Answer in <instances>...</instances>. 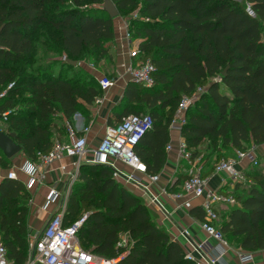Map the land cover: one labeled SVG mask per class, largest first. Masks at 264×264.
<instances>
[{
  "label": "trees",
  "instance_id": "obj_1",
  "mask_svg": "<svg viewBox=\"0 0 264 264\" xmlns=\"http://www.w3.org/2000/svg\"><path fill=\"white\" fill-rule=\"evenodd\" d=\"M103 1L0 0V122L30 161L62 142L66 122L77 111L86 113L102 94L98 78L77 66L81 60L97 67L112 59L113 18ZM112 2L131 38L140 40L137 60H150L155 68L152 86L127 83L107 120L151 116L152 127L135 147L146 174L157 175L165 164L169 124L183 96L198 94L186 111L181 137L191 159L206 140L202 167L216 155L215 165L227 159L225 151L264 144V0ZM253 165L243 172L247 186L234 187L237 204L217 225L228 242L249 250L264 248V169ZM11 167V158L0 150V168ZM113 173L105 164L80 165L63 225L83 218L80 244L111 264H194L155 223L142 198ZM29 201L21 180L0 179V243L14 264H24L28 256ZM192 214L203 217L200 208Z\"/></svg>",
  "mask_w": 264,
  "mask_h": 264
},
{
  "label": "crops",
  "instance_id": "obj_2",
  "mask_svg": "<svg viewBox=\"0 0 264 264\" xmlns=\"http://www.w3.org/2000/svg\"><path fill=\"white\" fill-rule=\"evenodd\" d=\"M113 29L114 39L110 46L111 61L106 62L103 60L94 69L86 68L96 78L112 75L115 83L104 92V98L100 104L95 105L92 103L91 105H87L85 107L86 113L83 111L76 112L81 114L84 121L78 120V116L74 117L75 113L70 120L76 133L86 137L89 150L97 146L103 133V127L107 124L110 112L122 100L125 87L131 81L127 69L130 62L136 60V58L129 57V50L138 49L140 43L138 38H126V32L128 31L127 21L120 15L113 18ZM85 126L88 127V130L82 131ZM169 135L170 139L167 144H170L171 149L168 150L165 147L166 161L157 174V181H151L149 175L145 172H134L137 176L136 182H127L122 179L116 180L122 183L131 193L142 198L146 207L154 214L155 223L162 227L172 240L177 241L185 253L189 252L194 257H198L200 252L196 250V245L201 241H206L205 243L210 247L209 254L217 255L220 248L218 242L205 234L200 224L201 219L192 214L194 208L201 209L203 198H195L185 194L176 197V194L181 191L180 186L183 180L188 178L198 167H200L202 177L207 181V187L221 194L230 193L233 195L235 185L241 183V180L232 182L226 174L217 173L214 170L207 173L213 166V163L202 167L203 158L208 152L206 140L200 144L197 157L188 161L182 158L179 152V143L180 139H182L181 134L169 131ZM60 138L62 142H67L68 134H66V137L61 136ZM250 148L247 152L252 151L253 156L257 153L264 154V144L252 145ZM91 157V153H88L86 160ZM11 161L12 167L10 170H13L17 176L16 178L24 184H27L30 179L28 174V167L30 165L38 166V171L41 173L39 175L40 182H36L28 188L30 201L26 221L28 229L27 240L29 245H32L34 237L42 230L50 214L55 209L53 205L49 208H44L49 191L51 188H55L60 192L64 190L69 174L74 170L76 157L64 154L61 158L54 160L50 165L46 166L40 160H28L22 152H19L11 158ZM84 163L88 162L83 161L82 164ZM250 164L248 158L239 161L238 168L242 176ZM115 166L124 173L132 172V169L119 162L115 163ZM5 171L0 168V179L6 176L7 171ZM242 180L245 181L244 177ZM178 181L179 184L175 185ZM233 205L226 204L221 206L218 225L226 218V216H223L224 209ZM183 230L188 232L187 235L182 233ZM229 244L224 255L219 258L218 264H264V248L249 250L239 247L233 241L229 242ZM240 253L243 255L250 253L251 258L244 260L241 258Z\"/></svg>",
  "mask_w": 264,
  "mask_h": 264
},
{
  "label": "built area",
  "instance_id": "obj_3",
  "mask_svg": "<svg viewBox=\"0 0 264 264\" xmlns=\"http://www.w3.org/2000/svg\"><path fill=\"white\" fill-rule=\"evenodd\" d=\"M128 25V24H127ZM126 38L130 39L129 32H126ZM138 49L129 50V57L136 58L134 62H130L127 69L131 81L150 87L154 84V66L150 60H137ZM89 69H94L93 64L86 65ZM102 94L98 96L93 104H100L104 98V92L114 85V79L101 76L98 78ZM198 97L195 94L192 97L183 96L178 102L175 114L170 121L169 131L181 134L182 126L186 122V111ZM8 112L4 113L6 115ZM78 116V120L84 121V118L79 113H75L74 117ZM153 120L148 114H129L121 121L113 124H105L103 133L97 146L91 150L87 147L86 137L78 135L70 122H66L68 141L55 142L52 150L46 155H40L38 160L42 164L48 166L54 160L61 158L64 154L71 157H76L74 170L69 174V178L63 191L51 188L44 208L54 206V210L50 214L46 224L42 230L34 237L33 243L28 250V256L24 264H111L112 260L105 256L96 253L90 249L84 248L79 241L78 231L82 225L83 218L75 221L69 226L63 225V213L66 207L67 199L70 194L73 184L76 182L79 175V167L82 162L92 164L109 165L113 170V176L116 179L124 181H137V176L134 172H145V167L139 156L135 153V147L144 136V134L152 127ZM85 126L82 131H87ZM166 149L170 150V144L166 145ZM179 152L182 158L190 161V152L187 150L183 139H180ZM88 153L92 157L86 160ZM238 158H227L220 160L214 168L217 173H224L232 181L243 179L238 168V163L244 158H248L250 163L256 164L253 152H237ZM121 163L132 169L131 173H124L116 168L115 163ZM31 171H28L29 181L25 186L31 187L36 182H40L38 166L30 165ZM8 178H16L13 170H9L6 174ZM150 180L155 182L158 180V175H149ZM181 191L176 194L180 197L183 194L190 195L195 198L202 197L201 209L203 217L200 221L201 227L205 234L216 240L219 245L217 255L209 254L206 241H201L196 245V250L200 252L198 257H194L189 252L185 253L187 259H190L194 264H218L219 258L224 255L226 248L230 245L223 233L217 227L220 219V208L223 205L236 204V200L232 194H221L218 191L207 187V181L200 173V167L186 178L181 186ZM183 234L187 235V231L183 230ZM242 259H250L251 254L245 255L240 253ZM0 264H14L8 258L5 246L0 243Z\"/></svg>",
  "mask_w": 264,
  "mask_h": 264
},
{
  "label": "water",
  "instance_id": "obj_4",
  "mask_svg": "<svg viewBox=\"0 0 264 264\" xmlns=\"http://www.w3.org/2000/svg\"><path fill=\"white\" fill-rule=\"evenodd\" d=\"M102 7L111 18L119 15V12L112 0H104ZM247 12L250 15H253L250 5L247 7ZM71 63L72 65H76V62L74 61ZM14 137L15 134L13 132L5 133L0 130V150L7 158H12L17 153L21 152V147L15 142Z\"/></svg>",
  "mask_w": 264,
  "mask_h": 264
},
{
  "label": "rangeland",
  "instance_id": "obj_5",
  "mask_svg": "<svg viewBox=\"0 0 264 264\" xmlns=\"http://www.w3.org/2000/svg\"><path fill=\"white\" fill-rule=\"evenodd\" d=\"M236 2H238V3H243V0H235ZM247 6V5H246ZM248 7V6H247ZM35 54H37L36 56H38V55H40V53H35ZM49 56H51V55H49ZM60 62H63V57L62 58H60ZM37 63V62H36ZM36 63H34V65L36 64ZM88 63L85 61V60H81L80 62H79V64H78V68H85L86 69V65H87ZM55 72H57V68H55ZM73 74V70L72 71H68V73H67V75L68 76H70V75H72ZM5 128H6V125L4 124V123H2V122H0V130H2V131H4L5 133H7L6 131H5ZM251 148H250V146H246V148H245V152H247V151H249ZM225 157H228V158H238V155H237V153L236 152H229V151H225ZM217 156L218 155H216V157H214V158H212L211 159V163H213V165L215 166V161L217 160ZM254 160L257 162L256 163V165H253V167L254 168H256V167H258V168H261V169H264V154L262 155L261 153H257L255 156H254ZM210 163V162H209ZM6 172V171H5ZM236 182H238V181H236ZM122 184V183H121ZM241 184L243 185V186H247V182L246 181H243V180H241ZM224 213H223V216H226L225 214H226V212H227V209H224ZM30 247H31V245H29V247H28V250L30 249Z\"/></svg>",
  "mask_w": 264,
  "mask_h": 264
},
{
  "label": "clouds",
  "instance_id": "obj_6",
  "mask_svg": "<svg viewBox=\"0 0 264 264\" xmlns=\"http://www.w3.org/2000/svg\"><path fill=\"white\" fill-rule=\"evenodd\" d=\"M28 171H31V167L30 166L28 167Z\"/></svg>",
  "mask_w": 264,
  "mask_h": 264
}]
</instances>
